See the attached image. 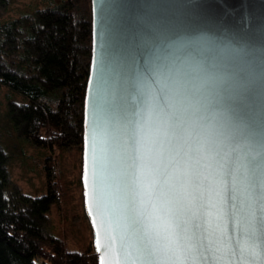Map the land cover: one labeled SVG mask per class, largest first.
Instances as JSON below:
<instances>
[{"label": "snow or ice", "instance_id": "1", "mask_svg": "<svg viewBox=\"0 0 264 264\" xmlns=\"http://www.w3.org/2000/svg\"><path fill=\"white\" fill-rule=\"evenodd\" d=\"M148 9L133 13L138 59L102 55L95 105L125 163L124 264H264V47L170 32Z\"/></svg>", "mask_w": 264, "mask_h": 264}, {"label": "trees", "instance_id": "2", "mask_svg": "<svg viewBox=\"0 0 264 264\" xmlns=\"http://www.w3.org/2000/svg\"><path fill=\"white\" fill-rule=\"evenodd\" d=\"M92 33L91 0H63L0 23V88L28 99L9 100L15 132L51 151L44 163L46 192L33 197L11 188L10 155L0 145V264H98L93 238L83 250H68L46 231L60 196L52 152L83 150Z\"/></svg>", "mask_w": 264, "mask_h": 264}, {"label": "water", "instance_id": "3", "mask_svg": "<svg viewBox=\"0 0 264 264\" xmlns=\"http://www.w3.org/2000/svg\"><path fill=\"white\" fill-rule=\"evenodd\" d=\"M92 58L84 102L82 192L98 264H124L117 226L124 193L118 185L125 163L104 151V139L95 135V105L100 92L102 55L122 47L129 63L136 56V17L148 5L152 21H163L170 32L203 35L221 47H264V0H91ZM259 63V61H257ZM107 78V72H105ZM95 136V139H94ZM119 251V257L116 252Z\"/></svg>", "mask_w": 264, "mask_h": 264}, {"label": "rangeland", "instance_id": "4", "mask_svg": "<svg viewBox=\"0 0 264 264\" xmlns=\"http://www.w3.org/2000/svg\"><path fill=\"white\" fill-rule=\"evenodd\" d=\"M63 0H7L0 6V23L37 9L61 4ZM9 100L19 103L28 99L19 91L3 85L0 88V145L10 155L8 167L11 188H19L33 197L46 192L47 176L44 167L49 148L31 143L15 132L9 114ZM56 179L59 200L51 204L46 231L62 238L68 250H83L92 241L93 234L84 208L82 192V152L77 146L56 149Z\"/></svg>", "mask_w": 264, "mask_h": 264}]
</instances>
